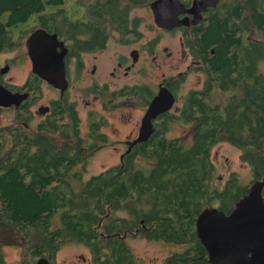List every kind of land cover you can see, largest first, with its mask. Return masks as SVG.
Here are the masks:
<instances>
[{
    "label": "trees",
    "instance_id": "obj_1",
    "mask_svg": "<svg viewBox=\"0 0 264 264\" xmlns=\"http://www.w3.org/2000/svg\"><path fill=\"white\" fill-rule=\"evenodd\" d=\"M95 1L91 9L96 12L89 14L93 18L76 22L79 29L68 36L84 46L85 38L93 41L98 33L106 35L105 45L110 33L106 23L122 29L124 36L132 30L138 35L130 11L154 0ZM235 2L233 9L204 23L195 39H188L207 75L203 88L187 95L180 114H165L150 140L127 153L122 163L84 180V171L76 169L82 164L86 168L87 159L74 112L64 124L61 117L50 119L42 134L17 139L13 148L2 138L0 231L38 236L40 241L28 246V264L43 257L53 263L67 240L87 247L95 264H135L127 241L131 235L192 244L184 254L188 260L171 264H210L199 258L205 248L197 235V218L214 201L213 149L222 141L249 146L244 148L248 159L252 146H264V0ZM67 5L66 0H0V52L15 46L13 26L31 19L62 34L58 24L62 19L68 23ZM254 31L262 37L252 39ZM215 88L234 91L225 105L210 102ZM179 120L193 126L191 143L167 137L170 124ZM138 158L151 165L139 166ZM0 264H11L1 244Z\"/></svg>",
    "mask_w": 264,
    "mask_h": 264
},
{
    "label": "flooded vegetation",
    "instance_id": "obj_2",
    "mask_svg": "<svg viewBox=\"0 0 264 264\" xmlns=\"http://www.w3.org/2000/svg\"><path fill=\"white\" fill-rule=\"evenodd\" d=\"M181 1L186 9H191L196 0ZM153 2L149 3L151 9ZM80 3H82L81 0H73V2H71L67 10L68 14L66 15L68 23H65L62 16H60L62 20L59 22L58 28L63 30L62 34L59 32H49L51 34L57 33L59 41L64 42V45L60 43L57 48L59 54L66 52L65 65L68 84L64 90L55 87L35 74L32 67L31 74L25 78L23 83H15L12 77L7 79L6 75L13 63H19L18 58H7L4 62V66L0 62V85L5 86L14 93L28 95L27 98L22 100L18 105H11L9 107L0 105V117L4 111L10 110L14 112L13 118H8L7 123L4 126H0V141L2 138L5 139L6 145L13 148V142L17 141V139L24 140L32 136L33 133H36V135L42 134V127H44L50 119L57 120L61 117V123L64 124L67 123L68 118L72 117L70 112H74L80 121V136L83 140V150L87 148L88 150L96 151L110 140L109 134L103 131V128L109 123L106 114L111 113L112 118L115 120L123 118L124 120L126 119L125 121L130 122L131 112H128L129 115H125L123 110L129 109L130 107L119 110V113L116 112L114 114L112 112L121 108L124 104L134 105L135 100L138 104L143 105L142 119H137L134 126L132 120V127L125 139L110 141V144L116 150L120 149L122 145L126 146V149L120 153L119 159L120 163H122L127 153L135 150L137 145L140 146L142 143L150 140L151 136L163 123L166 117L164 115H168V113L172 112V108L176 107L175 103L178 101L177 88L182 86L181 82L183 77L189 73V70L198 67L207 78L206 73L200 68L202 60L194 57L188 39H195L196 32L204 23H207L210 18H213L217 13L221 14L229 9H233L236 2L235 0H219L217 5L203 9L201 13L202 17L197 24L182 25L172 30L161 28L170 33L178 34V39L180 40L179 47L171 51L169 47L166 46L164 47V51L167 52L168 58L175 59L179 63L186 65V69L188 70L179 72L180 77L184 75L181 78L175 74L168 75L165 71H162L161 79L154 85L155 88H151L147 84H143L145 85L144 87L140 86L141 84H131L128 80H125L131 73L138 69L143 56H152L154 61L157 60L158 56L156 55V49L153 43H145L141 47L130 50L129 53H127V51H117L112 55V58L110 57L108 64L106 66L104 65V59H106L105 54H107L111 35H115L118 38V43L123 45H128L130 41H133L132 38H130L131 36L139 38L140 34L138 33V35H136L135 31L132 30L130 26L129 31H132L129 32L126 29L129 33L124 36L122 29H118L105 22V27L109 29L110 33L104 46L102 45L106 35L101 37L102 33L95 34L93 41L89 38H85L84 42L86 40L85 43H88L86 46L81 44L76 38L68 37L72 29H79V25L75 24L76 22L92 19V15L89 16V14L96 12V10L91 9L93 4L96 3L95 0H90L86 6ZM131 11L129 19L131 23H133ZM185 17L195 19L198 15L190 12H185L180 15V18ZM93 27L96 31L98 30L96 20L94 21ZM12 29L13 34L16 36L15 42H17V37L21 36L22 32L26 30H29V35L37 29H45L47 31L45 24L41 26L39 22H32V19L28 23L13 26ZM138 31L139 30H137V32ZM92 43L95 44L94 47H92ZM15 47L16 44L7 51L0 52V57L1 53L10 52L14 50ZM24 47L27 49L28 59L32 63L28 52L27 39L24 43ZM65 47L67 48L66 51ZM169 66L173 71L178 65L174 63ZM157 67L159 70H162L163 67H167L166 62L157 64ZM72 68L75 69L74 75L78 80L81 79L82 73H89L88 79L90 83L86 86L87 94L85 98V107L89 109L88 118L90 120L87 127V134L81 132L82 118L77 113L75 102L68 96L72 81L77 80L71 77L70 72ZM5 69H7L6 72L4 71ZM138 71L143 73V69H138ZM41 84H46L51 87L59 94V97L50 100L49 103H40L42 96ZM162 89H168L176 96L174 107L167 112L161 113L153 120L155 132L147 140L137 141L140 135L143 118L152 100ZM183 104L180 108L178 107V114L181 113ZM181 121L184 122L183 120ZM111 130L114 134L118 135L119 128L116 127L114 123L111 124ZM239 148V155L233 156L232 162L230 161V157L219 154L218 150L214 152V157L217 159L216 163L220 165L221 161H223L226 165L228 161L229 169L227 174L220 176L219 182L216 185L213 182L214 201L211 207H207V209H213L212 217H208L213 224V263L210 264H260L261 261H264V255H262L260 246L262 241V229L264 228V206L262 207V205H264V146L258 144L252 146V153H250L248 159L244 157V148L248 149L249 146H239ZM249 196L252 197L249 207L245 210L240 209L242 201ZM161 242L179 244L165 241ZM200 242L205 248V253L199 258H207L209 261V251L203 241L200 240ZM183 244H186V247H184L182 251H175L163 264H171L174 260H188L189 258L184 257V254L186 253V249L192 246V244L181 243L179 245ZM52 264L55 263L53 262Z\"/></svg>",
    "mask_w": 264,
    "mask_h": 264
},
{
    "label": "rangeland",
    "instance_id": "obj_3",
    "mask_svg": "<svg viewBox=\"0 0 264 264\" xmlns=\"http://www.w3.org/2000/svg\"><path fill=\"white\" fill-rule=\"evenodd\" d=\"M81 5H87L90 0H81ZM73 0H66L68 4V8L71 5ZM131 11V19L136 22V27L139 30L138 33L139 38L130 37L133 41H130V44L123 45L118 43V38L115 35H111V40L109 41L107 54H105L106 59H104V65L108 64L110 61V57L119 51V52H130V50L134 48H138L143 46L145 43H153L154 48L156 49L157 60L154 61L152 56L142 57L140 65L138 69H143V73H140L135 70L130 74L125 80L129 81L131 84H141L140 86H145L143 84L149 85L151 88H155V84L161 79L162 71H165L168 75L175 74L179 78L183 77L179 75L180 71L188 70L186 69V65H183L176 61L175 59H170L167 57V52L164 51V47L168 46L169 49L175 50L179 47L180 40L178 39L177 33H170L159 28L155 23V17L153 10L149 3L145 5H136L132 7ZM68 14V13H67ZM89 14V13H88ZM29 30H26L25 33L21 34V37H17L16 47L14 50L10 52L1 53L0 62L4 66L5 60L7 58H18L19 63H13L11 69L9 70L6 78L9 79L12 77L13 82L21 84L24 82L25 78L31 74L32 63L28 59L27 49L24 47V43L26 42L27 37L29 36ZM24 34V35H23ZM252 39L261 38L262 35L257 32H250ZM16 37V36H15ZM166 62V66L163 67L162 70H159L157 64H163ZM177 64L178 66L174 68L172 71L170 68V64ZM261 68L264 69V64L261 65ZM75 69H71V77L77 79L74 75ZM89 73L84 72L81 74L80 80H73L72 86L69 89L68 96L69 98L75 102L77 107V113L82 118L81 132L83 134H87L88 123L90 122L88 118L89 109L85 106V98H86V86L89 85L90 81L88 79ZM206 80L205 74L198 69V67L192 68L189 70V73L183 77L181 82V87L177 88V96L178 101H176V107L172 108V113L178 114L177 109L180 108L185 101V97L193 90H200L204 86V82ZM42 96L40 103H49L50 100L54 98H58L59 94L56 93L51 87L46 84H41ZM234 93L228 92L224 93L220 89L215 88L210 95V102L212 104H220L221 106L225 105L228 98ZM126 107H130L129 109H123ZM142 104H138L137 101L134 100V105L124 104L121 108L113 111L112 113H119V110L123 109L125 115H129L128 112H131V120L130 122L125 121L123 118L115 120L112 118L111 113H107L108 117V125L103 128V131H106L109 135L110 140L107 143H104L102 148H98L96 151L84 149L85 157L87 159L86 168H84L83 164L79 165L76 169L83 170V178L84 180H88L91 176L99 174L100 172L106 170L109 167L118 165L120 163V153L126 149L125 145L118 150H116L111 144L110 141L116 139H125L126 135L129 133L137 119H142ZM14 116V112L7 110L2 112L0 117L1 122L0 126H4L7 123V119H12ZM114 123L116 127L119 128L118 135L114 134L111 130V124ZM83 130V131H82ZM193 126L188 125L181 120L173 122L170 124L167 130L168 138H180L182 137L187 143H191L193 136ZM55 141L60 144L62 143V139L60 135H55ZM215 150L219 151V154L230 157V161L232 162L233 156L239 155L240 148L235 146L234 144L222 141L213 149L212 158L216 163V157H214ZM137 163L139 166H149L151 165L146 159H137ZM217 165V167H216ZM229 162L227 161L226 165L223 161H221L220 165L215 164V174H214V184L216 185L219 182L220 176H224L228 173ZM234 169V166H233ZM76 185L79 182H75ZM209 205L207 207H211ZM40 239L35 233H32L29 238H25L24 235L16 230V229H8L0 231V244L3 248L6 260L11 264H28V260L32 258L28 253L27 249L29 245H34L38 243ZM129 245L132 247L136 263L135 264H163L165 260H167L174 252H179L186 247V244H167L161 241H151L142 237H137L131 235L127 239ZM40 259V258H39ZM38 259V260H39ZM37 260V261H38ZM36 261V262H37ZM35 262V263H36ZM55 264H95L92 260V255L90 250L74 241L67 240L64 242L56 256L54 261Z\"/></svg>",
    "mask_w": 264,
    "mask_h": 264
},
{
    "label": "water",
    "instance_id": "obj_4",
    "mask_svg": "<svg viewBox=\"0 0 264 264\" xmlns=\"http://www.w3.org/2000/svg\"><path fill=\"white\" fill-rule=\"evenodd\" d=\"M219 0H196L191 9H186L181 0H154L152 10L157 26L172 30L182 25L199 23L202 17L203 9L209 6H215ZM185 12L197 14L198 17L190 19L189 17L180 18ZM64 42H60L57 33H49L45 29H37L27 38L28 52L32 61L33 72L45 79L50 84L64 90L67 87L65 53H58L57 48ZM67 48L65 47V51ZM5 72L7 69L4 70ZM27 94L14 93L5 86L0 85V105L9 107L18 105L27 98ZM176 101V96L168 89H162L161 92L152 100L143 123L137 141L147 140L154 132L153 120L161 113L169 111ZM248 197L242 201L240 209L245 210L249 207L250 199ZM264 205H262L263 207ZM213 209L205 208L197 218V235L203 241L209 251V263H213V224L208 217H212ZM262 213L263 210L261 209ZM262 255H264V228L262 229L261 241ZM32 264H52L48 258H40ZM260 264H264L261 261Z\"/></svg>",
    "mask_w": 264,
    "mask_h": 264
}]
</instances>
